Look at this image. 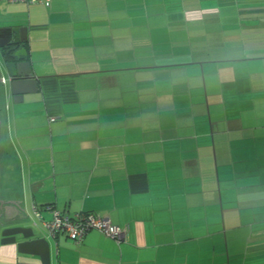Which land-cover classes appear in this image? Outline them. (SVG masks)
Returning a JSON list of instances; mask_svg holds the SVG:
<instances>
[{
	"label": "crops",
	"instance_id": "1",
	"mask_svg": "<svg viewBox=\"0 0 264 264\" xmlns=\"http://www.w3.org/2000/svg\"><path fill=\"white\" fill-rule=\"evenodd\" d=\"M1 3L38 87L0 85V223L37 222L51 264H264V0ZM49 206L125 239L52 237Z\"/></svg>",
	"mask_w": 264,
	"mask_h": 264
},
{
	"label": "water",
	"instance_id": "2",
	"mask_svg": "<svg viewBox=\"0 0 264 264\" xmlns=\"http://www.w3.org/2000/svg\"><path fill=\"white\" fill-rule=\"evenodd\" d=\"M27 27H6L0 29V48L7 53L4 56V71L0 70V85H6V77L15 102L22 101L27 93L37 91V77L32 71L27 51L24 49L27 41ZM7 54V55H6ZM8 56L6 58V56ZM5 74V75H4ZM5 79V83L2 79ZM1 127V118H0ZM24 225H6L0 223L1 245H16L18 252L37 256L40 264H51V245L48 238L37 231L38 223L25 216Z\"/></svg>",
	"mask_w": 264,
	"mask_h": 264
},
{
	"label": "built area",
	"instance_id": "3",
	"mask_svg": "<svg viewBox=\"0 0 264 264\" xmlns=\"http://www.w3.org/2000/svg\"><path fill=\"white\" fill-rule=\"evenodd\" d=\"M0 2L7 3H24L26 5L41 4L49 7L53 0H0ZM5 83V79H2ZM52 206L46 207L47 209ZM34 214L39 221H42L43 226L47 233L55 237L58 233L67 234L72 240L79 243L83 237L90 230H98L105 233L115 239L118 243L124 241L126 233L125 230L119 226L111 224L107 219L97 216L93 213H81L71 217L58 212L55 209L53 211V218L49 222H44L41 211L38 208H34Z\"/></svg>",
	"mask_w": 264,
	"mask_h": 264
},
{
	"label": "rangeland",
	"instance_id": "4",
	"mask_svg": "<svg viewBox=\"0 0 264 264\" xmlns=\"http://www.w3.org/2000/svg\"><path fill=\"white\" fill-rule=\"evenodd\" d=\"M1 4H3V3H1ZM1 14H5V13H8V10H5V8H4V10L2 11V12H0Z\"/></svg>",
	"mask_w": 264,
	"mask_h": 264
},
{
	"label": "trees",
	"instance_id": "5",
	"mask_svg": "<svg viewBox=\"0 0 264 264\" xmlns=\"http://www.w3.org/2000/svg\"><path fill=\"white\" fill-rule=\"evenodd\" d=\"M0 3H1V2H0ZM4 3H7V2H4ZM2 50H3V53H7L5 49H2ZM6 55H7V54H6ZM6 55H5V56H6ZM7 57H8V56H6V58H7Z\"/></svg>",
	"mask_w": 264,
	"mask_h": 264
},
{
	"label": "flooded vegetation",
	"instance_id": "6",
	"mask_svg": "<svg viewBox=\"0 0 264 264\" xmlns=\"http://www.w3.org/2000/svg\"><path fill=\"white\" fill-rule=\"evenodd\" d=\"M0 233H1V229H0ZM0 239H1V236H0Z\"/></svg>",
	"mask_w": 264,
	"mask_h": 264
}]
</instances>
